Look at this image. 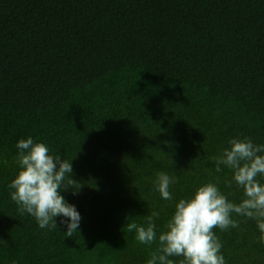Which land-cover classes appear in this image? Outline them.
<instances>
[{
    "label": "trees",
    "instance_id": "obj_1",
    "mask_svg": "<svg viewBox=\"0 0 264 264\" xmlns=\"http://www.w3.org/2000/svg\"><path fill=\"white\" fill-rule=\"evenodd\" d=\"M28 137L72 164V237L67 218L42 229L11 199ZM234 137L264 144V0H0V264H146L157 244L127 222L158 212L159 234L208 182L243 199L215 170ZM233 218L214 229L227 264H264L256 221Z\"/></svg>",
    "mask_w": 264,
    "mask_h": 264
},
{
    "label": "clouds",
    "instance_id": "obj_2",
    "mask_svg": "<svg viewBox=\"0 0 264 264\" xmlns=\"http://www.w3.org/2000/svg\"><path fill=\"white\" fill-rule=\"evenodd\" d=\"M16 147L19 169L8 184L11 199L22 214L33 216L42 229L57 228L56 218H67L60 222L66 223V236L72 237L79 231L81 215L61 195L69 188L77 189L71 162L50 154L45 143L34 142L32 137L20 139ZM214 159L217 172L222 170L221 166L232 171L228 186L234 182L241 188L243 199L239 203L230 201L218 184L208 182L175 203L172 216L159 234L154 219L158 212H152L145 225L127 222L128 231L135 232L139 243L157 244L146 264H177L173 257H181L178 264H227L214 229L238 228L233 214L255 220L261 233L259 241L264 243V183L259 179L264 177V144H256L249 137H234ZM175 182L174 177L160 171L156 173L154 187L163 199L171 201L170 186Z\"/></svg>",
    "mask_w": 264,
    "mask_h": 264
}]
</instances>
